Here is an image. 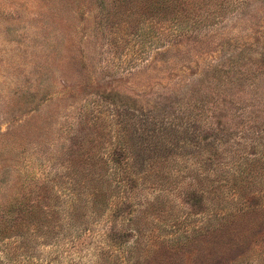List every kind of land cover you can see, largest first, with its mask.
<instances>
[{
  "label": "rangeland",
  "instance_id": "obj_1",
  "mask_svg": "<svg viewBox=\"0 0 264 264\" xmlns=\"http://www.w3.org/2000/svg\"><path fill=\"white\" fill-rule=\"evenodd\" d=\"M188 15L144 18L124 0H0V264L122 260L106 236L135 237L100 200L116 202L136 178L124 126L146 143L137 171L154 173L139 196L169 211L146 215L158 244L142 264H264V0H203ZM205 150L220 175L243 156L262 160L263 195L245 201L255 212L233 214L226 183L216 197L191 194L197 172L202 188L215 179L197 167Z\"/></svg>",
  "mask_w": 264,
  "mask_h": 264
},
{
  "label": "trees",
  "instance_id": "obj_2",
  "mask_svg": "<svg viewBox=\"0 0 264 264\" xmlns=\"http://www.w3.org/2000/svg\"><path fill=\"white\" fill-rule=\"evenodd\" d=\"M123 1V0H120ZM127 1L129 4H132L133 6L135 4H138L142 8V15L145 16L144 18H155L159 13H162V17H166V20H172L175 22L176 18H179L181 16H184L188 18L189 20L192 18L188 15V13L196 7L199 1L203 0H124ZM196 20V18H194ZM218 72V69L216 70ZM227 75L229 77V72H227ZM128 129L126 126L123 127V130H119L117 133V136L120 137V142L123 147V151L129 152V164H127L128 170H132V175L136 177L135 179L131 180V183L129 181L124 180L123 190L120 191L119 194H117L118 200L116 202L113 201L112 204L110 202H106V199L100 200L103 202L104 208H108L110 205H115L114 211V218L119 221L120 223L117 224V226L121 227L122 229L127 230V232L132 233L135 237L134 243L127 244L128 240L127 237H130V234L126 232L119 231L118 228L114 229L113 232L106 236L107 239L104 240V243L108 246L109 249L115 250L117 253V257L121 258L122 260L116 259L115 263L113 264H142L144 261V255L148 254L149 257L151 253L154 251L153 245L158 244V240L156 239L155 233L152 232L154 229V226L150 224V219H146V215L152 214L154 220H161L162 215L161 213L168 214L169 211L164 210V204L163 201H143L141 197L139 196L138 192V185L140 184L141 180H145L146 178L150 177L151 175H154V173H149L145 170L143 171H137V165L140 163V157L142 154L147 153V148H144V141L142 142L139 140L140 136L136 138L137 135L133 134H127ZM157 136V135H156ZM131 137V138H128ZM132 141V142H131ZM216 143L210 144V147L213 149L218 148L214 147ZM257 147H260L259 143H256L253 147V153H258ZM208 150H205L204 152H201L199 154L200 157V164H198L197 167L201 166L204 171H210L209 177L215 176V179L213 180L211 187L208 186L206 188L204 187L200 182L203 178L200 177V172H197L198 175L192 177V186L193 190L191 194L193 196H196L198 193L205 194V195H213V197L218 196V191H220L219 187L221 186V182L224 184H227V188L230 189L231 193L233 194V200L237 202L238 205H240L235 210H232L233 214L236 215H245L250 214L252 212H255V210H251L249 206L246 205L245 201H248L249 197L252 195H263V191L258 187L257 182L255 181L259 170L256 168V165L262 161L261 159H255V158H248L246 156L244 157V160L242 162L238 163L237 170H235L232 175L231 173L227 172V175H220L219 173L211 172L214 164H222L223 162H220L218 159V153L211 152L208 153ZM115 151L112 152L111 156L114 158L118 155L114 154ZM248 153V152H247ZM236 154V153H235ZM172 156V154H170ZM169 155V156H170ZM119 156V155H118ZM117 156V157H118ZM175 157V156H174ZM218 157V159H217ZM115 160V159H113ZM119 162V159H116V162ZM120 164V162L118 163ZM226 166V165H225ZM124 169V168H122ZM126 169V168H125ZM198 169V168H197ZM126 170V171H128ZM125 171V172H126ZM123 174V173H121ZM214 178V177H213ZM204 180V179H203ZM103 184V183H102ZM101 184V185H102ZM133 185V187H132ZM106 189L104 190V192ZM103 188L98 192V196H102V198H105ZM99 202H94L95 205H98ZM127 206V210H126ZM163 209V210H162ZM163 211V212H162ZM220 210H216V213ZM165 217V216H164ZM210 221V220H209ZM41 223V220L38 221ZM207 230L212 231V228L206 227ZM216 228V227H215ZM214 229V228H213ZM131 234V236H132ZM158 237V236H157ZM164 238H161L163 242L161 244L167 247H174V251L177 248V245H179V241H181L178 236H163ZM174 237V238H173ZM190 239L186 240L189 241ZM172 241V243H171ZM167 242L169 245H167ZM185 243V242H183ZM181 245V244H180ZM147 248L148 253L143 252V249ZM146 250V249H145ZM144 253V254H142ZM190 257L189 261L196 262V259L198 258L197 252H195L192 255L186 256ZM147 258V257H146Z\"/></svg>",
  "mask_w": 264,
  "mask_h": 264
}]
</instances>
